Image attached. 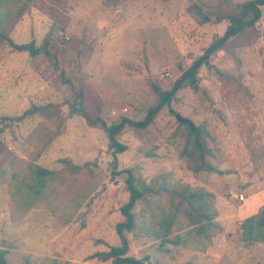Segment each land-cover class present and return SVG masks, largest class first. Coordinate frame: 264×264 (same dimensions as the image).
I'll return each instance as SVG.
<instances>
[{
	"label": "rangeland",
	"instance_id": "obj_1",
	"mask_svg": "<svg viewBox=\"0 0 264 264\" xmlns=\"http://www.w3.org/2000/svg\"><path fill=\"white\" fill-rule=\"evenodd\" d=\"M35 1L0 0V27L14 23L9 32L13 42L47 45L59 64L55 68L44 51L31 56L0 40V138L11 151L0 172V251L9 264H112L99 262L95 254L117 243L118 208L127 200L124 181L112 176L104 132L70 113L65 102L73 94L61 82V71L76 86L86 81L102 97L109 122L120 116L141 120L157 102L154 86L170 89L224 33L227 22L196 23L186 13L196 0H128L116 6L103 0H66L64 26L48 15L51 0ZM126 20L132 26L120 24ZM256 30L254 42L236 47L233 54L220 51L209 61L212 68L203 65L197 80L186 83L171 102L195 125H206L217 171L187 168L179 153V123L168 106L147 129L127 128L120 137L128 150L118 154L119 169L131 168L154 186L184 184L214 194L216 226L196 235L179 217L183 242L165 248L155 238L160 216L156 199L139 201L128 255L145 258L144 264H264V242L245 235L242 227L264 207V7ZM111 31L112 46L121 34L134 45L122 71L114 65L115 54L105 58L102 70L97 64L103 59L100 39ZM221 73L240 76L245 90ZM32 106L46 107L49 118H21ZM53 106L62 115L51 116ZM63 158L89 162V168L70 174ZM36 166L57 170L58 181L39 179ZM244 190L248 196L241 202L237 195Z\"/></svg>",
	"mask_w": 264,
	"mask_h": 264
},
{
	"label": "trees",
	"instance_id": "obj_2",
	"mask_svg": "<svg viewBox=\"0 0 264 264\" xmlns=\"http://www.w3.org/2000/svg\"><path fill=\"white\" fill-rule=\"evenodd\" d=\"M33 5L35 0H27ZM53 3L48 6V15L62 25H67L68 18L65 19L63 13L66 9V0H51ZM128 0H103L107 5H123ZM168 2L170 0H163ZM27 3L20 7L18 13H21ZM264 0H246L234 2L233 0H196L189 5L186 13L198 24L210 23L213 21H226L227 28L224 33L215 38L204 52L195 57L191 65L180 75L172 87L168 90H160L157 96V102L151 106L141 120H134L128 116H120L117 120L109 122L103 116V99L86 81H81L78 86L69 78L65 71L60 74L61 82L70 87L73 94L72 100L65 102L72 115L83 118L86 125L93 129L104 132L107 139V152L113 157L112 176L124 181L122 187L127 195V200L118 208L120 220L115 224V233L117 243L111 245L109 250L99 251L95 254L99 262L111 261L112 264H144L143 258H137L128 255L130 242L128 234L135 231L137 227V218L135 208L137 203L148 198L156 199V206L159 209V219L156 222L158 230L155 238L160 242L161 248L168 245H180L183 242L181 231L183 227L179 224V217H183L188 222L196 235H205L210 229L216 226V212L212 209V200L214 194L206 190H192L184 184L162 183L158 186L148 184L142 177L136 175L131 168L119 169L118 154L128 150L120 137L127 128L134 130H144L150 127L160 113L168 106V102H173L176 93L185 86L186 83H192V78H198L197 74L203 65L209 66V61L220 51L225 50L234 53L238 46H245L257 39L258 33L256 26L262 17V8ZM62 9V10H60ZM67 17V16H66ZM16 19V18H15ZM14 19V20H15ZM12 20V21H14ZM14 23L7 22L0 27V40L8 41L10 45L20 52H27L31 56H36L44 51L47 59L59 69L56 54L48 49L47 45L36 46L34 41L17 44L9 37V32ZM208 62V63H207ZM221 76L233 84L238 89L245 90L238 76L233 73H221ZM228 81V82H229ZM54 109L51 116L62 115L61 109ZM41 114L47 118L50 113L46 107L32 106L27 109L21 118ZM20 118V119H21ZM182 136V146L180 148V157L186 160V166L193 173L215 172L217 168L212 164L210 157L212 149L209 146L210 132L205 124L195 125V131H192L187 124L178 125ZM0 124V134H1ZM53 133H51L52 136ZM50 136V137H51ZM53 134V138L55 137ZM11 151L8 145L0 138V172ZM64 168L70 174L82 172L86 167L89 168V162L83 165L74 163L69 158L61 159ZM36 173L39 179L49 183L57 182L59 172L36 166ZM12 219H17L13 214ZM243 233L253 237L257 241L264 242V207L255 215L247 217L242 223ZM0 264H9L5 258V252L0 251Z\"/></svg>",
	"mask_w": 264,
	"mask_h": 264
},
{
	"label": "crops",
	"instance_id": "obj_3",
	"mask_svg": "<svg viewBox=\"0 0 264 264\" xmlns=\"http://www.w3.org/2000/svg\"><path fill=\"white\" fill-rule=\"evenodd\" d=\"M130 16H132V15H130ZM126 21L127 22L120 23V24L129 25L130 24L129 21L128 20H126ZM102 22L103 23H107V22H110V21H107V20L104 19V20H102ZM129 26H132V25H129ZM111 28H113V27H111ZM111 34H112V31L110 32L109 36L100 39V44H98V46L100 47V50L98 48L97 49L100 52V54L102 55L103 59H101V61L99 63H97V64H98V67L100 68V70H102V68H104V65L107 66V63H108V62H106L107 60L105 58L109 57L111 54L112 55L115 54L116 60H115L114 65L117 68H119L120 71H122L123 69H127V67H125L126 64H130V62H129L130 61V57L128 56V52L132 51L131 49L134 47V45L133 44L129 45L127 42L122 40L123 36L121 34L116 39L117 45L116 46H112L110 44L111 43V39H112V38H110ZM137 38H138V36L134 37V44L135 45L139 41ZM111 48H112V52H115V51L116 52L115 53H111ZM117 57H118V60H117Z\"/></svg>",
	"mask_w": 264,
	"mask_h": 264
},
{
	"label": "water",
	"instance_id": "obj_4",
	"mask_svg": "<svg viewBox=\"0 0 264 264\" xmlns=\"http://www.w3.org/2000/svg\"><path fill=\"white\" fill-rule=\"evenodd\" d=\"M208 68L210 69V68H212V66L209 65ZM196 80L197 79L195 77H193L192 78V83H194ZM194 88L197 89L198 86L194 85ZM154 90H155V92H158V91H160V88L154 86ZM170 106H171V102H168L169 110H170V112H172L175 115V118L178 121V123L187 124L191 128L192 131H195V124L188 117L180 114L179 112H176V110L174 108L170 107ZM144 260H145V258H143V261Z\"/></svg>",
	"mask_w": 264,
	"mask_h": 264
},
{
	"label": "built area",
	"instance_id": "obj_5",
	"mask_svg": "<svg viewBox=\"0 0 264 264\" xmlns=\"http://www.w3.org/2000/svg\"><path fill=\"white\" fill-rule=\"evenodd\" d=\"M260 189V186H256V190ZM248 196V191L244 190V191H241L239 192V194L237 195V199L239 201H244L246 199V197Z\"/></svg>",
	"mask_w": 264,
	"mask_h": 264
}]
</instances>
